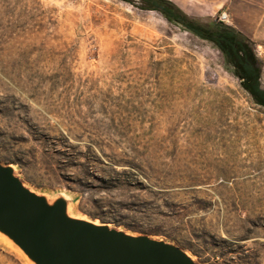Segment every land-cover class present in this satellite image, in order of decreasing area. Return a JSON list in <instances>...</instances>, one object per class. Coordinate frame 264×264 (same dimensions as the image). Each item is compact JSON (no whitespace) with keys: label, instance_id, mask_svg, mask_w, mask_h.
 I'll return each instance as SVG.
<instances>
[{"label":"rangeland","instance_id":"obj_1","mask_svg":"<svg viewBox=\"0 0 264 264\" xmlns=\"http://www.w3.org/2000/svg\"><path fill=\"white\" fill-rule=\"evenodd\" d=\"M253 43L264 0H172ZM0 160L79 215L204 264H264V108L209 41L139 0H0ZM0 264H26L0 242Z\"/></svg>","mask_w":264,"mask_h":264},{"label":"water","instance_id":"obj_2","mask_svg":"<svg viewBox=\"0 0 264 264\" xmlns=\"http://www.w3.org/2000/svg\"><path fill=\"white\" fill-rule=\"evenodd\" d=\"M77 201L31 187L15 163L0 160V242L26 264H204L165 238L79 215Z\"/></svg>","mask_w":264,"mask_h":264},{"label":"trees","instance_id":"obj_3","mask_svg":"<svg viewBox=\"0 0 264 264\" xmlns=\"http://www.w3.org/2000/svg\"><path fill=\"white\" fill-rule=\"evenodd\" d=\"M132 3L133 0H122ZM142 9L156 11L169 22L198 38L209 41L222 53L232 66L234 74L241 80V86L255 103L264 108V89L261 85L262 67L253 43L242 32L220 22H202L190 17L172 0H139Z\"/></svg>","mask_w":264,"mask_h":264},{"label":"built area","instance_id":"obj_4","mask_svg":"<svg viewBox=\"0 0 264 264\" xmlns=\"http://www.w3.org/2000/svg\"><path fill=\"white\" fill-rule=\"evenodd\" d=\"M220 23H228L229 22V15L226 12H222L220 18H219Z\"/></svg>","mask_w":264,"mask_h":264},{"label":"crops","instance_id":"obj_5","mask_svg":"<svg viewBox=\"0 0 264 264\" xmlns=\"http://www.w3.org/2000/svg\"><path fill=\"white\" fill-rule=\"evenodd\" d=\"M176 4V3H175ZM181 8V7H180ZM182 9V8H181ZM183 10V9H182Z\"/></svg>","mask_w":264,"mask_h":264}]
</instances>
